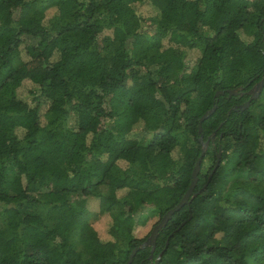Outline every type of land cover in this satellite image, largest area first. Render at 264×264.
Instances as JSON below:
<instances>
[{"label":"trees","instance_id":"16d2710c","mask_svg":"<svg viewBox=\"0 0 264 264\" xmlns=\"http://www.w3.org/2000/svg\"><path fill=\"white\" fill-rule=\"evenodd\" d=\"M263 77L264 0H0V264H264Z\"/></svg>","mask_w":264,"mask_h":264},{"label":"water","instance_id":"95a60500","mask_svg":"<svg viewBox=\"0 0 264 264\" xmlns=\"http://www.w3.org/2000/svg\"><path fill=\"white\" fill-rule=\"evenodd\" d=\"M254 90H256V94L252 95L247 102H245L244 104L241 105V108L244 109V108H247L252 99L254 98H257L260 96L261 92L263 91L264 89V77L258 82L256 83L253 88ZM240 88H235V89H231L229 90V96H232L233 94H238ZM225 91H218L217 92V95L221 94V93H224ZM217 108V104L214 105L210 110L206 111V113L201 117L200 119V131L202 132V122L208 118ZM215 136V134L213 135ZM204 135L202 134L201 137H200V140L203 144V151H202V155L199 157L198 159V162L194 168V171H193V180H192V183L187 191V193L185 194V196L182 198V200L175 206L173 207L172 209H170L162 218V220L157 223L153 229H152V232L151 234L148 236V238L139 246V247H136L132 254H131V257H130V260L128 263L132 262L133 261V258H134V255L135 253L138 251L139 248H143V247H146L148 245H151L153 244V246L155 245V242H156V238L158 236V232L160 230V228H162L163 226H165L167 224V222L172 218L173 214L180 210L185 204L187 203H190L191 202V199L197 195V193L201 192V190L199 192H196L194 193V189H195V186L197 184V180H198V175H199V172H200V169H201V164H202V161H203V157L208 149V146H209V140L211 137H209L206 141L204 140ZM220 161H221V152H219L218 154V160H217V163H216V166L215 168L213 169V172L218 168L219 164H220ZM212 175H210L209 179L211 178ZM207 185H205L206 187ZM204 188V187H203ZM154 264H158V260L154 263Z\"/></svg>","mask_w":264,"mask_h":264},{"label":"rangeland","instance_id":"374dc122","mask_svg":"<svg viewBox=\"0 0 264 264\" xmlns=\"http://www.w3.org/2000/svg\"><path fill=\"white\" fill-rule=\"evenodd\" d=\"M140 5V4H139ZM199 58V52L198 51H188V60L190 62V65H194ZM19 94L21 96H26L27 94V87H21L19 90ZM143 134V123H138L134 130L132 131V135L135 137H140ZM89 206L97 210L98 204L97 201L89 200ZM157 221L156 217H152L148 224L146 226H137L135 229V234L137 237H143L149 233V231L152 230L153 226L155 225ZM111 224V217L109 215H102L99 218L93 219V225L94 227L99 231V234L103 238H109V228Z\"/></svg>","mask_w":264,"mask_h":264},{"label":"flooded vegetation","instance_id":"af4514ba","mask_svg":"<svg viewBox=\"0 0 264 264\" xmlns=\"http://www.w3.org/2000/svg\"><path fill=\"white\" fill-rule=\"evenodd\" d=\"M253 88V87H252ZM250 89L249 91H247V94L251 97L252 95L256 94V90L254 89Z\"/></svg>","mask_w":264,"mask_h":264}]
</instances>
